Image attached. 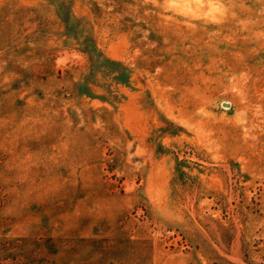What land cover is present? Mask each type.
<instances>
[{
  "label": "rangeland",
  "instance_id": "374dc122",
  "mask_svg": "<svg viewBox=\"0 0 264 264\" xmlns=\"http://www.w3.org/2000/svg\"><path fill=\"white\" fill-rule=\"evenodd\" d=\"M0 264H264V0H0Z\"/></svg>",
  "mask_w": 264,
  "mask_h": 264
}]
</instances>
